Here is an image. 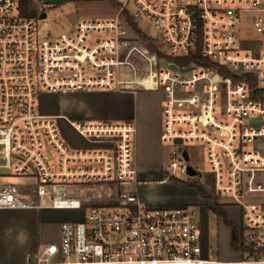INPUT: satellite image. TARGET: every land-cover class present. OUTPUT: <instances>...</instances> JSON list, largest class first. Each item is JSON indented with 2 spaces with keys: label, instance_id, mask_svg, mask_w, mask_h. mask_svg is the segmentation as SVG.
I'll use <instances>...</instances> for the list:
<instances>
[{
  "label": "built area",
  "instance_id": "2783aa9c",
  "mask_svg": "<svg viewBox=\"0 0 264 264\" xmlns=\"http://www.w3.org/2000/svg\"><path fill=\"white\" fill-rule=\"evenodd\" d=\"M19 1L0 0V210L63 215L59 242L25 264H264V0H113L114 16L45 40ZM114 91L162 93L161 182H202L189 146L204 147L241 211L239 259L210 256L192 208L140 195L135 121L42 111L47 95Z\"/></svg>",
  "mask_w": 264,
  "mask_h": 264
},
{
  "label": "rangeland",
  "instance_id": "374dc122",
  "mask_svg": "<svg viewBox=\"0 0 264 264\" xmlns=\"http://www.w3.org/2000/svg\"><path fill=\"white\" fill-rule=\"evenodd\" d=\"M36 9V34L42 39L55 38L69 31L80 18H106L115 15L116 5L113 0H32ZM45 14L42 18L41 15ZM140 29L149 36H154L152 24L146 20L139 22ZM116 94L118 92H108ZM136 106L143 105L150 109L152 121V135L150 140L136 143V164L141 173L139 185L140 195L151 205L162 204L167 206L187 205L195 210L200 219L203 231V245H207L210 256L217 260H236L240 255L234 251L231 245L232 228L239 231L241 225V211L239 206L232 204L230 198L218 196L214 189V181L210 167L206 161L205 149L201 144L189 146L191 156L190 164L199 167L202 172V182L177 175L176 180L161 182L166 175L162 172L168 160V148L159 140L157 131L158 123L154 115L161 113L163 116V96L161 92H137L133 96ZM114 97L94 94L93 92L79 93L75 95H63L59 97H42V103L51 109H56L59 114L66 115L72 120L94 117V111L104 107H118ZM121 120L120 118H115ZM64 132L75 137L67 123L59 120ZM76 138V137H75ZM5 181H14L18 184L28 182L26 179L9 178ZM198 184L204 189L206 197L200 193V188L190 186ZM202 201L220 205L229 224L221 216H218L210 207ZM59 217H63L60 214ZM58 214H53V219ZM57 221H49L41 230L48 235V243L55 242L58 236ZM47 243V244H48Z\"/></svg>",
  "mask_w": 264,
  "mask_h": 264
},
{
  "label": "crops",
  "instance_id": "0c3cea01",
  "mask_svg": "<svg viewBox=\"0 0 264 264\" xmlns=\"http://www.w3.org/2000/svg\"><path fill=\"white\" fill-rule=\"evenodd\" d=\"M94 94L110 95L119 103L118 107L103 108L95 110L94 117L91 119H115L133 120L137 126L136 143L140 141L150 140L152 130L150 128L152 116L150 109L134 102V94L108 92H93ZM79 94V93H77ZM75 95V94H69ZM45 97H59L50 96ZM42 111L46 114H59L56 109L41 104ZM158 123L159 140L162 130L161 113L154 115ZM150 204V203H149ZM167 206L162 204H154L153 206ZM53 214H58V218L53 219ZM60 213L47 209H2L0 210V264H25L29 259L36 262L48 243L49 237L45 230H41V226H46L49 221H57L56 228L58 236L56 243L60 240V226L62 218ZM44 226V227H45ZM48 243V244H47Z\"/></svg>",
  "mask_w": 264,
  "mask_h": 264
},
{
  "label": "trees",
  "instance_id": "16d2710c",
  "mask_svg": "<svg viewBox=\"0 0 264 264\" xmlns=\"http://www.w3.org/2000/svg\"><path fill=\"white\" fill-rule=\"evenodd\" d=\"M19 9L20 14L25 17L35 18L37 15L36 9L32 5V0H20L19 1ZM130 24L134 27V29L139 33L141 38H146V36L138 29V26L132 20H129ZM176 180V179H175ZM190 186H195L200 188V193L204 198L206 197L205 191L201 188L198 184H190ZM208 199V198H207ZM208 203V202H207ZM209 207L218 215L223 218V220L229 224V220L225 214V211L220 205L217 204H210ZM231 245L234 250H238L240 248V234L238 229L232 228V238H231Z\"/></svg>",
  "mask_w": 264,
  "mask_h": 264
},
{
  "label": "water",
  "instance_id": "95a60500",
  "mask_svg": "<svg viewBox=\"0 0 264 264\" xmlns=\"http://www.w3.org/2000/svg\"><path fill=\"white\" fill-rule=\"evenodd\" d=\"M41 17L44 18V17H45V14L41 15ZM173 67L175 68V65H174ZM187 70H188V69H187ZM184 155H185L186 159L189 158L188 155H187V153H185ZM188 172H189V174H190L191 176L195 175V172L191 169V167H188Z\"/></svg>",
  "mask_w": 264,
  "mask_h": 264
}]
</instances>
